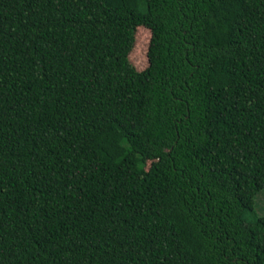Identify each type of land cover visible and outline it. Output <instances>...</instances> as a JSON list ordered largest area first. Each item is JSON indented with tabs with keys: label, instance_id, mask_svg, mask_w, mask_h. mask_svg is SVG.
<instances>
[{
	"label": "trees",
	"instance_id": "obj_1",
	"mask_svg": "<svg viewBox=\"0 0 264 264\" xmlns=\"http://www.w3.org/2000/svg\"><path fill=\"white\" fill-rule=\"evenodd\" d=\"M263 190L264 0H0V264H264Z\"/></svg>",
	"mask_w": 264,
	"mask_h": 264
},
{
	"label": "rangeland",
	"instance_id": "obj_2",
	"mask_svg": "<svg viewBox=\"0 0 264 264\" xmlns=\"http://www.w3.org/2000/svg\"><path fill=\"white\" fill-rule=\"evenodd\" d=\"M151 41V32L145 27H140L137 32L136 45L130 55V61L138 71H144L149 66L148 50ZM258 213L264 209V190L258 195Z\"/></svg>",
	"mask_w": 264,
	"mask_h": 264
}]
</instances>
